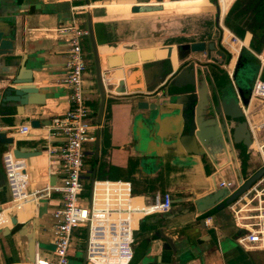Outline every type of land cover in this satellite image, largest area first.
<instances>
[{"label": "crops", "instance_id": "1", "mask_svg": "<svg viewBox=\"0 0 264 264\" xmlns=\"http://www.w3.org/2000/svg\"><path fill=\"white\" fill-rule=\"evenodd\" d=\"M163 1L167 7L162 9L164 11L145 9L139 13H131L130 8L136 4L135 0H0V25L13 39V54L8 57L11 65H16L12 70L25 67L32 73V83L38 89L36 94L29 95L31 103L21 107V116L17 115L14 108L0 107V130L2 133L8 130L10 134H4L5 138L13 139L15 148L41 152L27 161L34 181L29 185V190L47 182L58 183L61 175L55 170H49L45 150L49 144L59 143V139H48L46 125L51 117L61 115L68 109L69 90L63 83L66 61L64 40L57 39L52 31L59 26L68 25L72 19L71 8L82 6L83 11L78 15L84 17L86 25L83 19L79 24L88 31L87 20L90 17L97 50L102 45L101 56L104 58L99 53L98 56L101 71L108 77L105 81L109 84L108 89L116 92L118 83L124 81L118 95H106L100 125L94 123L95 139L99 133L98 157L95 161L98 163L97 167L105 165L113 172L110 181L129 182L136 206L152 203L157 194L168 193L172 201L168 213L145 216L135 224L133 258L130 264H264V250L246 251L236 243L239 231L234 227L227 207L203 211L200 203L207 195H218L220 189H224V196H229V189L219 187L222 181L240 188L241 182L243 184L260 170L259 167H254L249 153L257 155L260 162L261 156L251 149L248 152L241 144L231 145L226 142L224 147L218 144L216 148L191 153L180 143L171 140L172 129L169 124L153 122L148 119L152 111L137 108L140 101H159L166 110L182 102L185 97L168 95L165 91H175L171 89L174 77L190 65L194 69L207 70V83L206 80L201 81L206 87L208 84L210 86V82L213 88L220 87L215 74L218 70L224 71L237 94L238 86L232 79V74L241 51L246 50L254 58H264V23L257 20V25H252V29L247 28L251 18L250 9L256 11L255 8L260 6L262 0H235L229 7L222 3V9L218 0ZM76 2L82 3L75 4ZM207 3V9L190 12ZM143 4L145 8L157 6L156 0ZM179 4L189 6H176ZM185 11L190 13H181ZM233 14L239 21L235 34L226 26V19ZM202 16L211 20L210 27L201 28L196 24V19ZM226 30L230 36L239 40V44L234 45L237 51L229 44ZM214 36H218L219 45L227 56L226 61L213 60L207 51L190 54L183 60L178 59L177 46L193 42L208 43L214 40ZM83 39L82 48L87 62V73L84 76L85 97L94 118L98 111L99 93L94 75L88 69V66H93V59L87 58L89 53H86L83 46L85 39L90 44L91 42L89 36ZM131 41L137 42L139 48L129 50ZM104 45H108V48ZM168 47L174 48L172 59L167 58ZM151 48H154L152 62L142 64L138 61L108 69L110 56H122ZM219 58L224 57L220 54ZM257 60L259 62L258 58ZM259 71L260 62L256 77ZM91 74L93 78L86 79ZM241 74L245 79L243 72ZM154 84L162 87L150 94L148 90ZM156 94L158 99L155 98ZM5 111L11 114L2 116L1 113ZM207 118L211 117L206 116L205 119ZM33 120L39 121V128L30 126L28 136H18L17 130L21 126L30 125ZM11 122L13 126L9 127ZM206 133L214 134L213 131ZM94 144L95 142L91 148H85L84 181L85 174H93L95 169L94 164L88 163L90 159H94ZM3 153L0 146V206L9 200L1 162ZM60 201L61 197L54 194L49 204L37 207L28 204L17 214H11L10 210L5 213L6 219L11 222L13 217H19V220L16 225L11 224L0 232V264L30 263L29 234H33L32 253L51 256V213L60 205ZM34 219L37 220L35 224L32 223ZM206 219L210 220L207 224ZM162 236L170 239L173 248L167 246ZM72 244L69 264L76 252H80L77 250L76 238Z\"/></svg>", "mask_w": 264, "mask_h": 264}, {"label": "built area", "instance_id": "2", "mask_svg": "<svg viewBox=\"0 0 264 264\" xmlns=\"http://www.w3.org/2000/svg\"><path fill=\"white\" fill-rule=\"evenodd\" d=\"M229 7L235 0H218ZM83 11L82 6L71 8L72 19L66 26L53 29L57 39H63L66 61L63 83L69 90L68 109L53 116L46 125L48 139H59L45 150L50 169L60 174L58 183L47 182L41 187L29 190L30 176L25 160L17 159L12 149L2 154V167L6 177L9 200L0 206V232L12 222L6 219V212H21L28 204L37 207L52 200L54 194H61L60 205L51 213L53 219V251L50 257L35 254L29 264H69L73 246V233H86L84 250L85 264H130L133 258V232L135 224L145 216L165 214L171 209L170 194H157L150 204L136 206L131 186L125 181L94 180L91 184L90 201L84 196V162L86 144L95 142L96 125L87 105L84 76L87 62L82 48L83 38L88 31L83 29L75 16ZM239 40L231 35L230 45ZM260 71L251 87L246 105L240 103L243 119L250 133V149L261 156L264 168V58L256 56ZM105 95H118L109 90L105 83L108 77L102 72ZM30 125L17 130L20 137L28 136ZM220 188L230 190L238 186L229 182L219 183ZM234 227L239 231L236 243L246 251L264 250V175L227 206ZM205 220V224L209 223Z\"/></svg>", "mask_w": 264, "mask_h": 264}, {"label": "water", "instance_id": "3", "mask_svg": "<svg viewBox=\"0 0 264 264\" xmlns=\"http://www.w3.org/2000/svg\"><path fill=\"white\" fill-rule=\"evenodd\" d=\"M136 4L131 7L130 11L132 13H137L143 3L148 2V0H135ZM0 25V88L2 92L0 93V107L2 109L14 108L17 115L21 116V107L27 106L31 103L29 95L36 94L38 89L33 85V76L29 70L25 67L20 66L18 70H12V66L8 57L13 54V39L11 34L5 33ZM88 36L91 42V48L93 53V65L94 71V83L98 89L99 93V105L98 111L93 118V122L99 126L103 109L105 104V90L102 82V71L100 67V59L98 56L97 45L95 44L93 28L91 24V19L88 17L87 20ZM208 50H215L213 43L208 44ZM167 58H171L172 47H168ZM177 56L179 60H183L190 54L204 53L206 50V44L204 42H193L190 44H182L176 47ZM138 61L145 64L153 61L152 49L140 50L138 52L125 53L122 56H110L108 58V69L112 70L123 65L135 64ZM3 72V73H2ZM202 77V71L200 69H194L192 65L186 69L181 70L173 79L172 90L175 91H165L168 95H178L185 97L182 102L175 105L171 109H163V104L159 101L149 103L148 101H140L137 104V108L140 110H150L152 114L148 117L153 122L162 121L163 123L169 124L172 129L171 140L176 143H180L191 153H199L204 151L205 148L213 149L216 148L218 144L222 147L226 143L234 145H243L250 151L251 138L250 133L247 128L245 121H239L234 123L236 120L243 118V114L240 108V103L246 105L248 98L242 95L239 90L237 100L234 99L226 88L220 90V92H213V95L208 93V88L206 84H202L198 81V78ZM5 84V85H3ZM124 81H120L116 88V92L120 93ZM162 86L154 84L149 88L148 92L153 94ZM192 89L191 91H183L186 89ZM163 93V92H162ZM236 93V92H235ZM155 98H159L155 95ZM197 103H196V102ZM154 112V113H153ZM208 113V114H207ZM2 116H9L10 112H2ZM206 116L211 118L205 119ZM11 122L9 127H12ZM30 126L34 129L39 128L40 123L37 120L30 122ZM207 132H214L213 135H209ZM3 135V136H2ZM226 142V143H225ZM15 141L13 139H6L5 135L0 130V146L5 151L7 148L12 149V154L17 159H23L27 165V171L30 176V185L33 184L31 177V172L27 161L35 156L41 154L40 151L25 149V148H15ZM99 148V133L96 135L94 144V160L97 161ZM95 170V169H94ZM94 170L92 178L94 181ZM46 174L47 171L45 170ZM264 175V168H261L253 176H251L246 182L240 183V188L233 192L229 196H224V189H220L219 194L207 195L205 198L200 200L203 207V211H208L211 208L216 210H222L231 204L239 195L245 192L252 184L258 181ZM5 177V174H4ZM5 183L7 187L6 177ZM92 184V183H91ZM35 188L30 189L31 191ZM8 190V187H7ZM91 198V185L88 200ZM218 204L217 206H214ZM37 222L36 219L33 220V224ZM13 225L16 224L14 219ZM26 233V232H25ZM29 261L34 260L35 254L32 253L33 247V234H29ZM168 247L173 248L169 238L162 236ZM82 264H85V250L81 253Z\"/></svg>", "mask_w": 264, "mask_h": 264}, {"label": "rangeland", "instance_id": "4", "mask_svg": "<svg viewBox=\"0 0 264 264\" xmlns=\"http://www.w3.org/2000/svg\"><path fill=\"white\" fill-rule=\"evenodd\" d=\"M80 3H82V2H76L75 4H80ZM176 6H183L185 8V7L189 6V5L188 4H179V5H176ZM165 8H167V7H165ZM166 10H168V9H166ZM250 16H251L250 22H248V24H247V28L248 29H252V25H255V24L257 25L258 24V21H257L256 16H255V10L254 9H250ZM234 17H235V15L233 14V15H231L230 17H228L226 19V26L230 29V31H232L235 34L237 27H239V24H237V22H239V21H237ZM83 18L84 17H81L78 14L75 16V19L78 20L79 22ZM83 23L86 25V23L84 22V19H83ZM211 23H212L211 20H209L208 17H206V16L205 17L202 16L199 19H196V24H199V26L201 28L210 27ZM83 46H84V49H85L86 53H89L87 58L88 59H91V58L93 59V53H92L91 44L89 42H87V39H85V43L83 44ZM98 53H99V56L102 57L101 54L103 52H101V47H98ZM102 58H104V57H102ZM255 59L257 60V58H255ZM245 60H246V62L248 64H250L252 66L253 70L250 72V75H249L248 78L246 77V79H241L240 80V82H241L240 85H242L246 89L250 90V88L252 86L251 84H253L254 79L256 77L255 71L258 70L259 62H258V60L255 61L254 59L250 58L247 54L245 55ZM88 69L93 72L94 71V65L93 66H88ZM86 73H87V70H86ZM91 78H93L92 74L89 77H87L86 79L90 80ZM84 79H85V77H84ZM234 79H235V76H234ZM221 82H222V85L226 86V89L229 92V94L234 99L237 100V96H236L237 94L235 93L234 88H233V86L231 84V79L228 78L226 73H224V78H223V80ZM236 82H237V80H236ZM237 90L239 91V89H237ZM240 120L243 121V118H241ZM140 137L141 136L139 135L138 138L140 139ZM92 146H93L92 144L91 145H87L86 144L85 148H91ZM242 148L245 149V147L243 145H242ZM249 154H250L249 155V159L254 161L253 162L254 167H259L261 169L262 165H261L259 157L257 155H253L252 153H249ZM89 161H88V163L91 164V165L94 164V167H95V170H94L95 178H94V180H111L113 178V176H111V174H113V172H110V169L107 168L105 165H103V167L98 168L97 167L98 163H96L94 159H90ZM85 176H86V179L84 181V196L86 198H88L89 197V193H90V185L93 182V178H92V174H90L89 172L86 173ZM131 194H132V191H131ZM55 195L58 196V197H61V194H55ZM42 204H44V203H42ZM78 237H79L78 234H76L74 232L73 233V238H76V244H78L77 250L82 252L84 250L86 233L83 232V233H81L80 238H78ZM80 252H76L75 257L70 259V264H81V260L82 259H80L81 258L80 257L81 256Z\"/></svg>", "mask_w": 264, "mask_h": 264}, {"label": "flooded vegetation", "instance_id": "5", "mask_svg": "<svg viewBox=\"0 0 264 264\" xmlns=\"http://www.w3.org/2000/svg\"><path fill=\"white\" fill-rule=\"evenodd\" d=\"M150 0H148V2H149ZM173 1H178V0H173ZM148 2H145V3H148ZM156 2H157V6H155V7H151V8H145V6H144V4H142L141 6H143V7H141L140 9H139V11L137 12V13H139V12H141L142 10H145V9H151V10H162L163 8H164V10H165V6H164V1L163 0H156ZM208 4L209 3H207V5H204L203 6V8H204V10L205 9H207V6H208ZM135 5V4H134ZM133 5V6H134ZM226 7H227V5H225ZM132 7V6H131ZM195 8V7H194ZM131 9V8H130ZM256 9V11H255V16H256V19L257 20H260V23L261 24H263L264 23V0H262V2L260 3V6H257V8H255ZM164 10H162V11H164ZM198 11H200V10H198ZM197 11V9L196 10H191L190 12H198ZM131 12V11H130ZM190 12H188V11H185V12H181V13H190ZM132 13V12H131ZM171 15H174V14H171ZM226 33H227V36H228V38H229V32L226 30ZM214 40L213 41H210V42H208V43H206V42H204L205 44H206V50H205V52L207 51L209 54H210V58H212L213 60H215V61H226V58H227V56H226V53H225V51L222 49V47L219 45V39H218V36H214V38H213ZM217 42V43H216ZM209 43H213L214 44V46H215V50H213V51H209L208 50V44ZM239 44V43H238ZM105 46V48H108V45H104ZM98 47H101L102 48V45H99ZM232 48L234 49V51H237V48H235V46L233 45L232 46ZM204 52V53H205ZM212 54H214V56H212ZM223 55V57L224 58H219V55ZM239 60V59H238ZM215 64V63H214ZM221 65V64H220ZM219 67V66H218ZM206 69H203V70H201L202 71V73L204 74V76L201 78H198V81L200 82V83H202L201 81L202 80H206L205 82L207 83V79H206V77L208 78V72H207V70L205 71ZM241 72H242V69L240 68V64L238 63V61L236 62V65H235V68H234V71H233V74H232V79H234V76H235V79H234V81L236 82V80H237V88L242 92V95L245 97V98H248L249 97V95H250V92H249V95H248V89L246 90V89H244L243 87H242V85H240V80L241 79H244L243 78V76H242V74H241ZM224 71H221V70H218V72H216V74H215V77H217L218 78V80H219V86L220 87H218V88H216V87H212V85L213 84H211V82H210V86H209V84H208V86H207V88H208V93L211 95V97H212V95H213V92L214 91H216V92H220V90H222V89H224V88H226V86L225 85H222V80H223V78H224ZM209 79V78H208ZM245 79H246V75H245ZM210 81V80H209ZM192 89H186V90H183V91H191ZM239 121H242V120H237V121H235L234 123H236V122H239ZM243 121H244V119H243ZM1 162H2V156H1Z\"/></svg>", "mask_w": 264, "mask_h": 264}, {"label": "trees", "instance_id": "6", "mask_svg": "<svg viewBox=\"0 0 264 264\" xmlns=\"http://www.w3.org/2000/svg\"><path fill=\"white\" fill-rule=\"evenodd\" d=\"M237 2H239V1H237ZM236 2V3H237ZM193 10H196V8L195 9H193ZM198 10H204V8L203 7H201L200 9H197V11ZM233 10V9H232ZM257 52H260V50H258ZM248 55L250 58H252V59H254L255 61H257L251 54H248V52H246V50H242L241 51V54H240V57H239V60H238V63L240 64V68L242 69V72H243V75H246V77L248 78L249 77V75H250V72L253 70L252 69V66L250 65V64H248L247 62H246V60H245V55ZM256 73H257V71H255V75H256ZM262 79L264 80V73L262 74ZM252 85V84H251ZM251 89V88H250ZM249 91L250 90H248V95H249Z\"/></svg>", "mask_w": 264, "mask_h": 264}, {"label": "bare ground", "instance_id": "7", "mask_svg": "<svg viewBox=\"0 0 264 264\" xmlns=\"http://www.w3.org/2000/svg\"><path fill=\"white\" fill-rule=\"evenodd\" d=\"M222 1H221V9H222ZM225 4V3H224ZM226 5V4H225ZM141 44V43H140ZM137 48H139V44H137V42H135V41H131V42H129V50H132V49H137ZM155 48V47H154ZM154 48H151V49H154ZM156 48H159V47H156ZM173 52H174V48H172V53H171V59H172V57H173ZM234 60V59H233ZM3 134H5V135H9L10 133L8 132V130H4L3 131ZM10 136H12V135H10ZM41 158H44V157H41ZM14 219H15V221H16V223H17V220H19V217H13L12 218V223H13V221H14ZM14 225H16V224H14Z\"/></svg>", "mask_w": 264, "mask_h": 264}]
</instances>
